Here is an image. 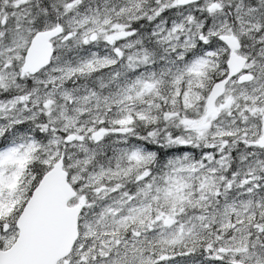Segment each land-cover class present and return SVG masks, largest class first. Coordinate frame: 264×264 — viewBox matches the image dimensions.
<instances>
[{
  "label": "snow or ice",
  "instance_id": "obj_1",
  "mask_svg": "<svg viewBox=\"0 0 264 264\" xmlns=\"http://www.w3.org/2000/svg\"><path fill=\"white\" fill-rule=\"evenodd\" d=\"M0 264H264V0H0Z\"/></svg>",
  "mask_w": 264,
  "mask_h": 264
}]
</instances>
